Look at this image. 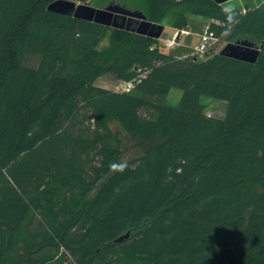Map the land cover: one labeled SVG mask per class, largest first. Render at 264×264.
Masks as SVG:
<instances>
[{"label":"trees","instance_id":"1","mask_svg":"<svg viewBox=\"0 0 264 264\" xmlns=\"http://www.w3.org/2000/svg\"><path fill=\"white\" fill-rule=\"evenodd\" d=\"M55 1L0 0V264H264V45L254 64L178 58L52 12ZM133 8L178 31L199 16L219 39L264 42V0ZM138 71L131 92L96 85ZM205 98L227 102L226 117L208 116ZM113 123L141 156L124 163Z\"/></svg>","mask_w":264,"mask_h":264},{"label":"rangeland","instance_id":"2","mask_svg":"<svg viewBox=\"0 0 264 264\" xmlns=\"http://www.w3.org/2000/svg\"><path fill=\"white\" fill-rule=\"evenodd\" d=\"M66 1L74 2L76 4V7L80 5L88 4L95 8H101V9L106 8L111 3H117V4L125 5L129 9L134 10L133 4L135 1H139V0H106L102 2L99 1L101 5L100 7L93 5L91 1H87V2L82 0H66ZM66 16H70V15H66ZM188 19L190 24L188 30L178 31L177 29L172 28L170 26H165L163 31L160 33V36L156 37L155 35L159 32L161 27L160 24H158L154 27H151L148 30L147 35L145 36L156 39L162 52L171 54L178 58H184L187 56L195 55L196 54L195 48L197 45H199L200 42V36L198 37L195 33L196 32L203 33L206 25L209 24L208 23L209 21L199 16H189ZM118 21L120 22V24L124 25L123 29L127 31H131L132 28L137 29L140 26L139 23H137L136 21H129L127 19L123 20L122 17H118ZM129 22L132 24L131 27H129L128 29L127 27ZM108 28L117 29L113 27H108ZM179 32H181L180 35H178ZM150 34H153L154 36ZM106 45H108V40H105L102 43V46H106ZM233 47L235 48L236 46H234L232 42H228L226 41L225 38H221L219 39L215 49L212 50L211 52L222 53L225 55L227 53V50ZM241 49H245V48H241ZM38 63H39V58L33 57L30 64L33 67H37ZM122 83L123 82L116 80L111 75L102 76L98 78V80L96 81L97 86L117 92L121 91L120 87ZM181 96H182L181 90L172 89L166 101L168 103H176L180 100ZM204 104L206 107L205 112L208 116L219 119H224L226 117L228 111L227 102L213 98H205ZM111 128L114 131H120L124 138V144H125L124 156H123L124 163L130 162L142 155L143 152L142 147L137 145L136 140H132L129 137H127L125 133L121 131V128L116 123L111 124Z\"/></svg>","mask_w":264,"mask_h":264},{"label":"water","instance_id":"3","mask_svg":"<svg viewBox=\"0 0 264 264\" xmlns=\"http://www.w3.org/2000/svg\"><path fill=\"white\" fill-rule=\"evenodd\" d=\"M215 3L219 5H224L228 3L230 0H213ZM50 11L63 14V15H70L78 19H82L89 22H95L97 24L103 25L105 27H113L117 29H123L124 25L120 24L118 21V17H122L123 20L129 21H136L139 23V27L132 28V32H135L139 35H147L148 30L151 27H154L158 24L152 23L148 20L147 16L141 10H132L129 9L125 5L111 3L106 8H95L90 5H80L76 7L74 2L66 1V0H56L52 3L49 8ZM76 12V13H74ZM132 23H128V29L131 27ZM160 30L155 35L156 37L160 36V33L163 31L165 25L160 24ZM179 32L178 35H180ZM154 36L153 34H150ZM235 48H230L227 50L225 56L241 60L248 63H256L258 53L261 50L264 42L260 45L254 44L250 41L246 40H236L232 42ZM245 48V49H241ZM131 237V232L127 231L126 233L120 235L116 239L113 240L112 244L123 243L124 241L128 240ZM111 244V243H110ZM108 244V245H110Z\"/></svg>","mask_w":264,"mask_h":264},{"label":"built area","instance_id":"4","mask_svg":"<svg viewBox=\"0 0 264 264\" xmlns=\"http://www.w3.org/2000/svg\"><path fill=\"white\" fill-rule=\"evenodd\" d=\"M214 21L209 22L206 25L204 32L200 35V42L199 45L196 46L195 51L199 57H204L206 54L210 53L212 50L215 49L219 38L215 34V32L211 29V23ZM139 75L133 79L132 81L123 82L120 87V92H131L137 84H139L143 78L146 77L145 73L138 71Z\"/></svg>","mask_w":264,"mask_h":264},{"label":"clouds","instance_id":"5","mask_svg":"<svg viewBox=\"0 0 264 264\" xmlns=\"http://www.w3.org/2000/svg\"><path fill=\"white\" fill-rule=\"evenodd\" d=\"M125 167H126L125 164L112 165L113 170H119V171H123Z\"/></svg>","mask_w":264,"mask_h":264},{"label":"crops","instance_id":"6","mask_svg":"<svg viewBox=\"0 0 264 264\" xmlns=\"http://www.w3.org/2000/svg\"><path fill=\"white\" fill-rule=\"evenodd\" d=\"M230 1H232V0H230ZM230 1H229V2H230ZM235 1H240V2H241L242 0H235ZM208 23H209V22H208ZM192 33H193V32H192ZM195 34L199 37L202 33L196 32Z\"/></svg>","mask_w":264,"mask_h":264}]
</instances>
